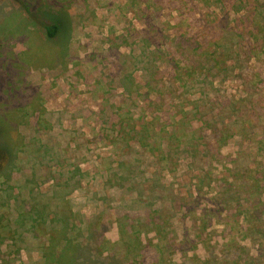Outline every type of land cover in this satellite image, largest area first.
<instances>
[{"label": "rangeland", "instance_id": "1", "mask_svg": "<svg viewBox=\"0 0 264 264\" xmlns=\"http://www.w3.org/2000/svg\"><path fill=\"white\" fill-rule=\"evenodd\" d=\"M34 1L0 0V127L13 148L0 223L17 228L44 193L49 223L70 206L83 228L73 235L97 230L96 261L264 264V36H253L264 16L254 2L38 0L35 16ZM52 15L67 25L56 44L40 27ZM231 29L246 32L228 38ZM191 59L201 62L190 70ZM23 234L22 253L1 237L0 264L57 263L49 241L40 247L48 234Z\"/></svg>", "mask_w": 264, "mask_h": 264}, {"label": "trees", "instance_id": "2", "mask_svg": "<svg viewBox=\"0 0 264 264\" xmlns=\"http://www.w3.org/2000/svg\"><path fill=\"white\" fill-rule=\"evenodd\" d=\"M252 2H254V10H256L255 14L258 15H263L264 16V5H261L262 3H259L258 0H250ZM204 3L206 4H210L207 0H203ZM33 4V9L35 11H33L32 15H35L38 13V11L40 10V7L38 5V0H35L34 2H32ZM32 9V10H33ZM257 15V16H258ZM55 18V21H52L51 18H47V20L44 23L40 24V27L43 29L44 31V35L46 37L47 42L56 44L59 43L60 38L63 36L64 34V30L67 28L66 22L63 21L61 19V17L56 18V16L52 15ZM52 21V22H51ZM257 26V30L261 33L260 37L256 36L255 34L253 35L254 38L256 40H260L262 38V36H264V25L258 23L256 24ZM233 29H231L230 31L227 32L228 38H239L242 39V35H243V31L246 32L244 29H241V31H232ZM243 30V31H242ZM142 41V40H141ZM146 43H143V54L142 55H147V58L150 60V63H154V65H152V68L150 69V71H154L156 68L155 65V61L157 60V53L156 52H152L151 54H147V50L146 48H149L148 44L151 42V37H146L145 38ZM224 45V53L228 52V50H233V45H231L232 42H228ZM235 42V40H234ZM198 55V53H196ZM240 56L242 57V51H239ZM140 55V56H142ZM199 56V55H198ZM201 54L199 56V58H201ZM191 62L189 64V69L191 70L194 66L197 67L198 63L197 62H201L200 60H196V59H191ZM208 63L211 62V60L207 61ZM207 62L205 63V66L207 65ZM217 65H219L218 62H216ZM210 70L214 69L213 65H210L208 67ZM210 72V71H209ZM190 74V72L188 73V75ZM209 74V73H208ZM211 74V73H210ZM130 75V74H129ZM131 77V76H129ZM129 77H126V80L129 79V81L132 83L133 80H130ZM126 88H128V86H126ZM13 92L14 89L12 90ZM20 95H23V92H19ZM3 127V126H1ZM0 127V174H6V171L8 170V167L10 165V162L13 161V157L11 154L12 151V147L9 145L6 137H3V133L1 132L2 128ZM143 131V130H141ZM141 132H139L140 134ZM141 139V137H140ZM198 146V145H197ZM263 146H264V142H263ZM1 181V180H0ZM44 193H41V195L39 196L38 201L40 202L41 199L45 196L48 197V199H51L52 197L48 196V195H43ZM62 200V199H61ZM38 202V203H39ZM66 199L65 201L62 200V203H64V206H66V208L64 210L67 209V205H66ZM38 203H36V205H31V204H27L24 209L22 208V211L19 214V221L16 220V225L17 228H13L12 225H10V223H0V260L1 257L4 255L1 252V243L3 241V239H1L2 236H8L10 238V240L12 241V244L10 246H13L14 244H16L18 246V250L16 251L17 253H22V248H20L19 244L22 240L25 239V237L23 236L24 232H29V231H34V234L36 235V237L40 236L41 233H43V235L48 234V239L44 242L42 240L41 243V248L43 250H45L46 245L49 241V244L51 243V254L54 255V258L56 260V264H114V259H111L112 263L106 262V260H98L96 261L95 259V255L94 252L98 250V248H93L91 247V243H93L94 240H96L98 238V233L97 230H94L90 225H85V232H87L84 235H73L72 232L74 230L77 231H82L83 228H80L76 225V218L73 217L75 216L74 213L71 212L70 210V206H68V213L65 214L63 212L62 215H59L58 213L55 214V219H52L53 222L58 221V223L55 224H51L49 223L50 221L48 220V216L50 215V213L47 211V206H38ZM68 215V216H67ZM63 219L65 221L60 220ZM91 223V222H90ZM93 223V222H92ZM57 224V225H56ZM20 230L22 233H20ZM80 238H85L87 243L86 244H82L80 242ZM80 239V240H79ZM52 240V241H50ZM82 241V240H81ZM55 242H59V243H63L64 247H63V251L62 254L60 256H56L58 254H56V250L55 249ZM58 248V247H57ZM101 254H104L103 251L101 252ZM100 255V254H99ZM46 256V253L45 255ZM101 256V255H100ZM47 257V256H46ZM62 257L66 258V261H64L65 263L62 262ZM97 258V257H96ZM108 257L105 256V259H107ZM46 259H49L46 258ZM45 259V260H46ZM99 259V258H97ZM44 260V261H45ZM48 264H51V262H53L52 260L48 261ZM60 262V263H59ZM257 263V258L255 257H249V264H256Z\"/></svg>", "mask_w": 264, "mask_h": 264}, {"label": "crops", "instance_id": "3", "mask_svg": "<svg viewBox=\"0 0 264 264\" xmlns=\"http://www.w3.org/2000/svg\"><path fill=\"white\" fill-rule=\"evenodd\" d=\"M23 252V251H22Z\"/></svg>", "mask_w": 264, "mask_h": 264}]
</instances>
